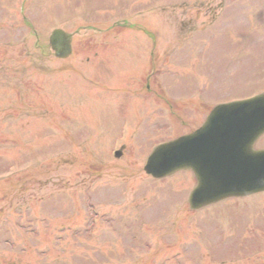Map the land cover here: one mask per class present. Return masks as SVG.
Returning a JSON list of instances; mask_svg holds the SVG:
<instances>
[{
  "label": "rangeland",
  "instance_id": "1",
  "mask_svg": "<svg viewBox=\"0 0 264 264\" xmlns=\"http://www.w3.org/2000/svg\"><path fill=\"white\" fill-rule=\"evenodd\" d=\"M259 92L264 0H0V264H264V194L192 212L190 172L142 170Z\"/></svg>",
  "mask_w": 264,
  "mask_h": 264
},
{
  "label": "water",
  "instance_id": "2",
  "mask_svg": "<svg viewBox=\"0 0 264 264\" xmlns=\"http://www.w3.org/2000/svg\"><path fill=\"white\" fill-rule=\"evenodd\" d=\"M70 37L61 30L51 32L49 44L56 57L67 55ZM251 124L256 128L249 127ZM247 125L246 131L244 126ZM235 132L245 134L244 140L249 141L247 148L254 133L253 136H257L264 132V94L247 101L216 106L198 133L155 148L147 158L144 170L154 177H162L178 169H191L198 181L189 197L192 208L210 203L220 196L260 190L264 188V151L253 153L244 149L233 152L226 149L223 152L224 147H221V151L214 154L216 157H210L215 145L224 140L229 142L228 135ZM224 153L239 157L237 160L230 159L231 163L241 165L234 177L224 175L225 165L220 161L221 156L226 159ZM255 180L256 188L252 186Z\"/></svg>",
  "mask_w": 264,
  "mask_h": 264
},
{
  "label": "flooded vegetation",
  "instance_id": "3",
  "mask_svg": "<svg viewBox=\"0 0 264 264\" xmlns=\"http://www.w3.org/2000/svg\"><path fill=\"white\" fill-rule=\"evenodd\" d=\"M254 148H257L256 143L253 145Z\"/></svg>",
  "mask_w": 264,
  "mask_h": 264
}]
</instances>
